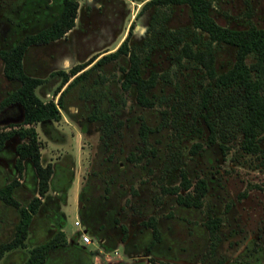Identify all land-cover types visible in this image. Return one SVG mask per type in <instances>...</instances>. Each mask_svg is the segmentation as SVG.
<instances>
[{"label": "rangeland", "instance_id": "374dc122", "mask_svg": "<svg viewBox=\"0 0 264 264\" xmlns=\"http://www.w3.org/2000/svg\"><path fill=\"white\" fill-rule=\"evenodd\" d=\"M19 1L1 0L0 15L8 16L10 22L22 26L25 9H18ZM126 1L130 4L129 17L126 20L128 23L133 19V15L137 14L143 1ZM210 2V14L222 26L235 28H245L250 24L264 26V0H210ZM83 3L84 0H79L78 5ZM13 9L21 10L20 15L13 12ZM144 18L145 16L135 19L134 35L128 41V45L130 49L137 50L136 46L145 38L146 42L154 44L151 49L146 47L139 51L142 75L148 77L153 72L156 73L155 84L148 90L153 104L151 106L139 104L135 99L134 87L128 90L122 88L125 69L129 67V55L121 54L112 63H105L102 67L90 71V81L106 80L105 86L90 85L92 88L89 90L108 91L106 102L99 101L98 105H102L99 108L101 113H107L111 117L107 128L104 127L103 120L98 126L99 131L91 135L82 133L84 139L82 141L88 144V156L94 159L98 169L104 171L102 174L104 181L108 180V172L111 174V180L113 177L119 179L121 172L125 173L121 184L124 186L126 183L127 188L133 186L137 180V187L143 190L142 195L140 194V204L141 213L143 212L145 217L154 209L161 220L167 217L174 218L169 240L176 246L178 255L185 257L189 264H264V142H261V149L257 153L245 152L241 148L242 132L239 122L243 110L242 90L239 88L213 90L207 107L202 109V112L208 115V120L215 129V141L212 145L205 146L199 153H190L192 143L204 141L210 133L205 119L201 115L194 118L193 114L200 104L204 87L212 84V79L207 76L206 69L201 64L185 57L180 61L177 59L181 45L163 46L162 32L182 30L187 33L185 38L189 41L197 35L199 40L191 44L194 49L205 48L208 35L193 25L189 9L181 5L161 7L159 25L156 31L150 34L141 32L144 29L142 23ZM81 21L77 16V23L82 24ZM76 29L81 30L78 25ZM105 33L101 28L97 29L94 34L98 41L96 43L102 41L101 44L104 46L90 50L87 55L116 48L125 37L126 26L112 33L111 41L108 43L103 42ZM210 46L215 70L219 73L228 69L235 60L236 46L221 41H213ZM79 52L81 56H76V59L83 58L86 54L82 50ZM254 60L251 55L246 57L248 64ZM25 61L28 69L31 58ZM16 85V82L8 81L5 77L3 61L0 58V101ZM45 98L48 99L50 96ZM20 109L21 115L22 107ZM142 123L151 128L146 132L145 138L140 133ZM6 125H0V129ZM64 129L67 137L63 147L76 155L77 135L72 134L69 127L64 126ZM52 144L51 141L48 142L49 148ZM179 167L185 168L192 178L196 175H205L209 178V190L201 207H185L176 202L175 195L162 192V185H172L179 181ZM137 177L141 178L139 179L141 181ZM129 191L134 195L131 190ZM77 202L78 193L76 195L71 193L65 206L64 226L69 236L83 229V226L77 227L74 224L76 217L83 218L79 215ZM138 203L137 201L136 205ZM165 212H169V215H165ZM208 215L221 218L214 244L204 224ZM17 218V211L0 208V227L1 221L6 224L5 229L0 228V241L11 236L8 233L10 228L8 226ZM89 233L91 234V230ZM104 244L97 240L86 244L85 250L90 264L96 254L101 256L103 264L118 262L120 258L124 263L130 261L121 243ZM116 246L119 258L114 253ZM25 247L7 253L1 264H22L27 250ZM139 247L143 250L145 244ZM108 254L112 256L110 261L106 260ZM148 259L156 264L161 262L153 255ZM47 264L88 263L81 258L77 249H71L66 253L53 255Z\"/></svg>", "mask_w": 264, "mask_h": 264}, {"label": "crops", "instance_id": "0c3cea01", "mask_svg": "<svg viewBox=\"0 0 264 264\" xmlns=\"http://www.w3.org/2000/svg\"><path fill=\"white\" fill-rule=\"evenodd\" d=\"M33 52L29 56L31 63L28 69L25 64L27 53L23 55L24 70L29 75L42 78L43 81L35 87V93L43 101L52 99L60 111V116L58 119L38 121L34 124L40 140V162L42 165L50 163L52 166L48 188L44 195L41 196L38 193V178L32 163L28 159H24V167L21 173L15 168L17 158L16 145L21 139L14 135L8 138L0 149V188L12 180H16V184L13 187V195L21 205L26 206L34 196H38L41 200L36 213L32 215L29 223L25 239V248L27 250L24 260L27 258L28 250L31 247L43 244L57 235L59 244L48 250L42 264H47L53 255L60 254V252L66 253L71 249H77L81 254V258L83 257L90 264V260H88L86 255V244L93 243L95 240L107 245H115L119 242L124 246L130 261L124 263V260L120 258L121 260L119 259L118 262L113 261L111 264H156L148 259L152 255L161 261L157 264H189L185 257L178 255L176 246L169 240L174 218L167 217L161 220L154 209L145 217L143 212L141 213L142 207L140 204V194L142 195L143 190L139 186L137 187V180L133 186L130 185L127 188L125 186L127 185L126 183L124 186L121 184L125 173L121 172V175L118 176L119 179L113 177V181L110 178L111 174L108 172V180L104 181L102 176L104 171L98 169L94 159L88 156V144L82 141L84 140L82 133L85 132L91 135L93 132L99 131L100 128L98 126L104 120L105 113H101L99 110L102 105H98V102H106L108 95L106 90L93 92L89 89L92 88V85L94 87L96 85L105 86L106 80L90 81L89 72L92 71L89 70L90 66L82 67V65L71 60V52L69 51L64 52L57 65L50 67H46L44 63L36 60ZM106 52V49L102 50L99 56ZM103 65H100V67ZM74 66H79L75 72L72 71ZM46 96H50V98L47 99L45 98ZM20 108L19 104L11 103L0 109V125L21 121L23 114L20 115ZM64 126L69 127L71 133L77 135L76 155L63 147L67 137ZM49 141L53 143L50 148L48 146ZM137 178L138 180L141 179ZM129 190L134 195H131ZM71 193L74 195L78 193L79 215L83 217L82 219L79 217L74 219V224L77 227L83 226V229L79 232L77 231L73 236H69L64 227L65 206ZM137 201L139 203L136 205ZM3 207L5 208L3 209ZM0 208L18 212L17 220L8 226L10 227L8 233L11 236L6 240L0 241L3 242L10 240L14 236L15 227L20 217V210L19 207L8 204L1 198ZM165 213V215H169V212ZM151 216L155 218L156 225L160 231L159 239H155L153 243L152 227L143 224V221ZM76 220L79 221L78 224L75 223ZM1 223L0 228L5 229L6 224L4 225L3 221ZM162 224H165L166 230H164ZM89 230H91V234ZM82 232H86L90 237L91 241L89 243L82 241ZM143 244H145V247L142 250L139 245ZM151 245L152 247L150 248ZM17 249L20 248L6 252L1 260L7 253L17 251ZM115 249L117 251V246ZM116 255L118 258L120 257L118 251ZM103 263L101 256L97 254L94 256L93 262H91V264Z\"/></svg>", "mask_w": 264, "mask_h": 264}, {"label": "trees", "instance_id": "16d2710c", "mask_svg": "<svg viewBox=\"0 0 264 264\" xmlns=\"http://www.w3.org/2000/svg\"><path fill=\"white\" fill-rule=\"evenodd\" d=\"M188 3L191 7L192 22L196 28L208 35V43L205 48H193L192 43L199 40L197 35L186 40V32L182 30H167L164 33L163 41L176 45L181 44L177 59H191L201 64L207 76L212 79V84H207L200 97V104L194 110L193 117L201 115L210 131L204 141H194L190 147V153L196 154L214 143L215 129L208 120V115L202 112L207 107V102L215 88L231 90L239 88L242 90L241 101L243 110L240 115V130L242 132L241 148L245 152L257 153L261 149V142H264V27H257L250 24L244 29H234L222 26L210 14V0H148L145 6L155 5L157 13L163 6L170 4ZM77 2L71 6L70 0H65L60 16L47 29L38 33L25 36L8 49L0 50V57L3 61V72L7 79L17 83V86L8 92L0 101V109L11 103L21 105L23 118L19 122H12L0 129V149L4 142L17 135L21 141L16 145L17 158L15 162L16 170L21 173L23 161L28 159L36 172L38 178V193L44 195L48 188V180L52 173L50 163L42 165L40 162V140L34 124L38 121L48 119H58L60 111L56 103L49 99L41 100L35 93V87L40 84L42 78L29 75L23 67V55L27 45L31 42H41L47 38H56L71 28L75 23ZM157 14H155L156 16ZM154 16V18H156ZM221 41L236 46V56L233 64L223 72H217L213 64V54L211 43ZM129 54V67L125 69L122 80V88L125 90L135 88L136 102L143 106H151L152 98L148 95L149 88L153 87L156 80V73L144 77L141 72V58L137 51L130 50L128 47V37H125L117 48L99 58L98 62L117 57L119 54ZM252 56L255 60L252 63L246 62L247 56ZM79 66H74L72 71H77ZM255 72V75H254ZM175 109V107H173ZM110 115L104 114V127L108 125ZM107 122V123H106ZM10 127V128H6ZM150 127L141 124L140 133L146 137V132ZM179 181L172 185H162L163 193L175 195L178 204L186 207H201L203 199L209 190L208 177L196 175L195 178L189 176L183 167L178 169ZM16 180H12L0 188V198L8 204L19 207L20 217L15 227L14 236L8 240L0 242V264L3 255L16 248L25 247V239L28 233L29 223L32 215L36 213L41 200L34 196L26 206L13 195V187ZM144 225L152 227L154 240L159 239L160 231L153 216L143 221ZM212 244L217 238V231L221 224L219 216L208 215L205 220ZM58 236H54L49 241L35 245L28 250V256L22 264H42L48 250L59 244Z\"/></svg>", "mask_w": 264, "mask_h": 264}, {"label": "flooded vegetation", "instance_id": "af4514ba", "mask_svg": "<svg viewBox=\"0 0 264 264\" xmlns=\"http://www.w3.org/2000/svg\"><path fill=\"white\" fill-rule=\"evenodd\" d=\"M75 1L77 2L76 11L78 13H76L77 15L75 17L74 25L59 37L47 38L46 40L41 42L29 43L24 51V55L25 53H27L25 59L29 58L30 53L35 51V54L33 53L35 59L40 61L41 63H44L46 67H50L52 65H57L59 63V60H61V58L63 57L64 52L69 51L71 52V60L82 65V67L90 66L89 70L93 71L102 64L108 62L112 63L119 55H125L124 53H121L115 58L107 59L104 62H98L100 57L114 51L117 47L110 50L106 49L107 52L101 56H99L100 53L87 55L90 50L100 49L104 46V44H101L102 41L96 43L98 41L96 40L97 37L94 34L96 33L98 28H101L106 32L104 34L105 36L103 42L108 43L109 41H111L112 33L119 30L125 25V37H128L129 41L130 38H132V35H134L133 29L134 21L136 18L140 19L142 16H145V20L143 19L142 22L144 24V29L143 31H141L145 34H150L152 31H156L157 26L160 22L159 13H157V7L155 5L145 6L148 0H142L143 2L140 4V8L138 9L137 14L133 15V19H131L128 23L126 22V20L129 17L130 13V4L128 3L129 1L84 0L83 5H78L79 0H70L71 6ZM19 2L20 3L18 9H25V13L22 16V19H24L22 26H20L21 24L17 25V23L10 22L8 16L0 15V50L10 48L16 42L22 40L25 36L32 35L40 32L41 30L47 29L60 16V13L62 12L65 4V0H20ZM170 5H181L187 7L192 18L191 7L188 3ZM11 9L12 6L10 10ZM16 9H13V12L20 15L19 11L21 10ZM155 14L157 15L155 16ZM77 16H79L82 20V24L77 23ZM154 16L156 18H154ZM76 25L81 28L80 31H77ZM230 28L244 29L235 27ZM165 31L167 30H164L162 32V36H164ZM108 34L110 35V37H107ZM146 39L147 38H145L143 42H140V45L136 46L137 50L134 49L138 52V54L139 51L144 50L146 47L150 49L154 47L153 42H146ZM162 45L172 46L173 44L163 42ZM128 47L130 46L128 45ZM130 48L129 51L132 50ZM79 50L84 51V53L86 54L83 58L76 59V56H81L79 54ZM141 64L142 63H140V66ZM97 119L101 120L100 118Z\"/></svg>", "mask_w": 264, "mask_h": 264}, {"label": "built area", "instance_id": "2783aa9c", "mask_svg": "<svg viewBox=\"0 0 264 264\" xmlns=\"http://www.w3.org/2000/svg\"><path fill=\"white\" fill-rule=\"evenodd\" d=\"M76 224L79 223L78 220L75 221ZM81 239L84 243H89L91 240H90V237L88 236V234H86V232H82L81 233ZM115 254H117V251H114ZM112 259V256L111 255H106V260L110 261Z\"/></svg>", "mask_w": 264, "mask_h": 264}]
</instances>
